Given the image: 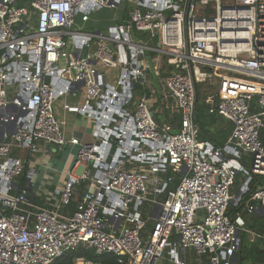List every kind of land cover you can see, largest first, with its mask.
<instances>
[{
    "label": "built area",
    "instance_id": "1",
    "mask_svg": "<svg viewBox=\"0 0 264 264\" xmlns=\"http://www.w3.org/2000/svg\"><path fill=\"white\" fill-rule=\"evenodd\" d=\"M123 4L105 32L74 29L78 17L88 24ZM147 53L154 71L159 59L173 69L166 109L179 114L177 127L157 122L146 95L135 100ZM107 69L119 72L112 82ZM219 72L262 91L208 100L211 115L233 124L215 147L200 140L195 114L197 85L219 87ZM78 91L83 105L64 108L94 121V143L68 138L55 114ZM40 142L54 153L79 148L53 208L17 184L27 163L15 151L36 155ZM238 176L264 178V0H0V264H53L81 248L119 264H161L165 250L173 264H187L181 252L196 264H236L246 229L230 205L264 215V181L232 204ZM83 182L88 191L71 214Z\"/></svg>",
    "mask_w": 264,
    "mask_h": 264
},
{
    "label": "trees",
    "instance_id": "2",
    "mask_svg": "<svg viewBox=\"0 0 264 264\" xmlns=\"http://www.w3.org/2000/svg\"><path fill=\"white\" fill-rule=\"evenodd\" d=\"M130 6V5H129ZM131 8V7H129ZM116 13V12H114ZM119 16V15H118ZM116 18V16H115ZM110 26V25H109ZM109 26L106 27H97L98 30L105 32ZM96 28V27H94ZM92 28V29H94ZM97 31V30H96ZM154 44L157 45V41H154ZM170 71L173 70L169 68ZM165 78L166 76L163 75ZM140 86H137V92ZM216 87L214 85L209 84H199L197 85V109L195 114V122L200 132V140L208 141L212 143L215 147H222L228 141L229 137L233 131V124L218 115H211L209 112V105L206 103V98L215 93ZM144 95L148 98L151 96V92L149 90L142 91ZM163 119L168 123L173 125H178L180 116L179 114H172L169 110L163 111ZM157 119V117H156ZM162 119L158 117L157 122H161ZM28 169L25 170L24 175L20 178V181L24 184L27 179ZM240 180L246 182L247 179H244L242 176H238L236 180V185L233 189H235L236 194L243 187V184H240ZM259 181H264L263 177H254L253 180L249 184L250 191H253ZM173 188V186H172ZM88 191V183L83 182L80 183L75 190L74 199L71 204L66 208L69 213H74L76 211L78 203L81 201L84 194ZM233 194V193H232ZM247 196L244 197L246 200ZM34 203L38 206L39 203L38 198L35 199ZM244 203H242L239 207L234 205H230L228 214L233 219L238 215L242 216L241 209L243 208ZM243 218V217H242ZM257 220L253 224H248L246 220L245 229L246 232H240V247L238 251V260L236 264H264V215H257ZM150 222H153L149 220ZM149 222L146 224V228ZM253 235V237H252ZM78 258H86L93 262L94 264H119V258L114 255H103L97 256L94 252L85 250L83 248L78 249L76 251H72L64 254L60 258H58L53 264H75L76 259Z\"/></svg>",
    "mask_w": 264,
    "mask_h": 264
},
{
    "label": "crops",
    "instance_id": "3",
    "mask_svg": "<svg viewBox=\"0 0 264 264\" xmlns=\"http://www.w3.org/2000/svg\"><path fill=\"white\" fill-rule=\"evenodd\" d=\"M114 12H116L114 13V16H121V9H116L114 10ZM108 80L112 82L113 77L108 78ZM164 90V93L159 88L153 93L149 90L151 92L149 100L153 107L155 118L157 114L156 109H158V107L161 108L162 111V109H166L168 105L173 104V102L167 98V91L165 87ZM139 94L140 93H135V100H138L141 97L139 96ZM68 97H71V99L73 100V104L65 101L62 104H58L56 106L57 102H59L61 99H67ZM84 98L85 95L83 91H78L75 92V94L73 93L69 96L59 99L55 104V114L58 120L64 123L63 128L68 138H77L82 143H94V121L86 116H83L82 114L69 112L64 108L65 105L80 107L84 103ZM160 123L167 124L168 122L162 119ZM177 126L178 125H176V127ZM78 150V147L70 145L65 150H63L62 155L59 156V152L54 153L53 148L47 143L40 142V150L36 155L31 156L28 155L27 152L25 153L21 151V153H18L15 151L16 156H20L22 158L26 157V168L28 169L27 177H31L30 186L32 187L33 192L36 194V198H38L39 203L41 204L40 206L53 208L59 197V195H57V192L58 190L61 191L63 185L66 183L68 175L70 174L72 167L77 159ZM17 184H20L21 186L24 185L20 181V179L17 180ZM147 236L149 235H144V237ZM188 255H190L188 252L180 253V256L185 259L187 263ZM190 256L192 257V255Z\"/></svg>",
    "mask_w": 264,
    "mask_h": 264
},
{
    "label": "rangeland",
    "instance_id": "4",
    "mask_svg": "<svg viewBox=\"0 0 264 264\" xmlns=\"http://www.w3.org/2000/svg\"><path fill=\"white\" fill-rule=\"evenodd\" d=\"M130 5V4H129ZM128 4H123L121 7V10L123 8H127ZM128 9V8H127ZM115 22V16H114V11L108 10V9H102L96 13H93L90 16V22L86 25L83 24L81 22V17L77 18V23L74 27V29H81L84 31H88V32H95L96 30L98 31L99 28L97 27H106L109 25H113ZM96 27V28H94ZM94 28V29H92ZM141 38H139L138 36L135 38V40H140ZM107 76L108 78L113 77L114 75L116 76L118 74L117 70H113V69H108L106 70ZM170 73V69L168 64H166V61L164 59H159L157 62V66H155V71L154 73H149V71L147 72L146 75V79H147V84H145V86H140V88H138V93L139 96H145L142 91L144 90H150L152 93L156 90L161 89V91L164 93V83L166 78L168 77ZM222 76H216V78L218 79V81L221 83L219 85V87L215 88V93L210 94L207 98H206V103L208 102V100H212L213 102H218L226 97L229 96H235L239 93L245 92V91H251L253 92L256 96L259 95V93H261L262 90H260L259 88H253V87H249L248 84H252L253 81H251L249 78L245 77V76H241V75H237V74H231V73H223V72H219ZM165 75L166 78L163 76ZM223 76H226L229 78V83L231 82V85L226 84V82L224 81V79L222 78ZM228 81V80H227ZM160 91V90H159ZM158 91V92H159ZM69 96V95H67ZM69 102L71 104H73V100L71 99V97H68L67 99H61L59 102H57L56 106L58 104H62L63 102ZM156 109V108H154ZM159 109V111H158ZM157 110V114L156 117L158 119V117L160 119H163V111L164 109L158 107ZM166 110V109H165ZM244 165L246 167H249L248 163H244ZM245 183L243 180H240V184ZM244 185V184H243ZM237 189H235L236 191ZM235 191L233 192L232 196L235 197L237 194L235 193ZM58 192H60V190H58ZM241 213H242V217L244 218V220H246L248 222V224H253L256 220H257V215L251 214L249 213L247 210H245L244 205L243 208L241 209ZM149 224V228H145L144 230V235H149L151 233V231L153 230V226H154V222H150L148 220ZM253 237V235H252ZM168 250L164 251V259L162 260L161 264H173L170 259L169 256L167 255ZM187 264H196V260L195 258L191 257L190 255L187 256Z\"/></svg>",
    "mask_w": 264,
    "mask_h": 264
},
{
    "label": "water",
    "instance_id": "5",
    "mask_svg": "<svg viewBox=\"0 0 264 264\" xmlns=\"http://www.w3.org/2000/svg\"><path fill=\"white\" fill-rule=\"evenodd\" d=\"M128 18H129V15H128V14H125V15H124V19H125V21H124V25H128ZM97 33L100 34L101 31H97ZM146 60H147V65H148V67H149L150 72L153 73V72H154V65H153V63H152V61H151V56H150L149 53L146 54ZM79 86H80V87H83V83H79ZM14 132H15V128L12 129V130H9V131H8V133H9L10 135H12ZM60 155H62V151L59 152V156H60ZM249 182H250V180H247V181L245 182V184H244L243 187L240 189V191L238 192V194L233 198L232 204H235L238 200H241V199L244 197V195H245L246 192L248 191V185H249ZM30 183H31V177L28 176V177H27V181H26V185H27V187H26V191L30 194V200H31L32 202H34L35 199H36V194L33 192L32 187L30 186ZM19 189H20V187L17 186V187H16V190L18 191ZM259 213L264 214V209H263V208H260V209H259ZM239 234H240V233H237V235H239ZM237 260H238V255L236 256V262H237Z\"/></svg>",
    "mask_w": 264,
    "mask_h": 264
},
{
    "label": "bare ground",
    "instance_id": "6",
    "mask_svg": "<svg viewBox=\"0 0 264 264\" xmlns=\"http://www.w3.org/2000/svg\"><path fill=\"white\" fill-rule=\"evenodd\" d=\"M226 84L230 85L229 81H227ZM249 87H253V86H249ZM253 88H255V87H253Z\"/></svg>",
    "mask_w": 264,
    "mask_h": 264
}]
</instances>
